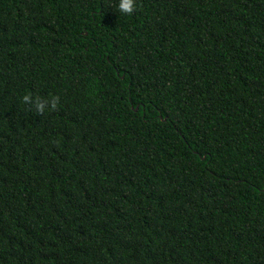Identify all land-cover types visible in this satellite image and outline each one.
Masks as SVG:
<instances>
[{
  "label": "trees",
  "instance_id": "1",
  "mask_svg": "<svg viewBox=\"0 0 264 264\" xmlns=\"http://www.w3.org/2000/svg\"><path fill=\"white\" fill-rule=\"evenodd\" d=\"M118 2L0 0V264H264V0Z\"/></svg>",
  "mask_w": 264,
  "mask_h": 264
},
{
  "label": "clouds",
  "instance_id": "2",
  "mask_svg": "<svg viewBox=\"0 0 264 264\" xmlns=\"http://www.w3.org/2000/svg\"><path fill=\"white\" fill-rule=\"evenodd\" d=\"M118 11L122 15H132L137 10V0H119ZM22 102L29 105L36 114L43 115L46 111L58 110L59 97L53 96L50 99L43 98L39 94H27L22 97Z\"/></svg>",
  "mask_w": 264,
  "mask_h": 264
},
{
  "label": "water",
  "instance_id": "3",
  "mask_svg": "<svg viewBox=\"0 0 264 264\" xmlns=\"http://www.w3.org/2000/svg\"><path fill=\"white\" fill-rule=\"evenodd\" d=\"M135 110L137 111V108Z\"/></svg>",
  "mask_w": 264,
  "mask_h": 264
}]
</instances>
